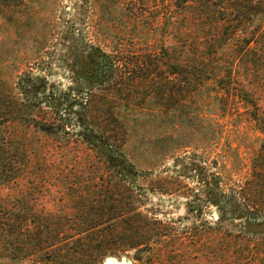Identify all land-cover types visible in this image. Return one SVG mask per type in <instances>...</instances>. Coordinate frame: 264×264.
Returning <instances> with one entry per match:
<instances>
[{"label": "rangeland", "instance_id": "1", "mask_svg": "<svg viewBox=\"0 0 264 264\" xmlns=\"http://www.w3.org/2000/svg\"><path fill=\"white\" fill-rule=\"evenodd\" d=\"M20 3L10 21L0 19V106L17 101L33 105L34 117L42 125L57 127L60 135L17 125L31 163L24 170L26 177L2 194L24 191L31 216L40 209L76 213L78 198L87 202L85 181L103 182L110 170L116 171L100 151L111 152L107 145L112 144V150L127 159L133 185L142 189L141 209L172 223L178 238L172 243L182 241V248L172 251L162 264H264V235L245 236L237 231L264 232V222L246 224L247 220L232 214L223 221L233 229L230 234L191 229L201 220L214 227L224 211L230 213L234 184L250 177L261 155L264 133L245 103L224 94L213 79L183 87L185 94L173 105L143 95L163 93L170 99L173 75H152L132 84L126 77L136 58L131 56L155 53L168 45V0ZM89 43L108 55L97 63L96 83L104 82L100 79L110 72L115 75L108 92L97 88L99 94H109L105 100L96 96L84 105L89 84L77 63L86 60ZM257 86L264 113V73L257 77ZM92 115L105 116L107 121L88 122ZM108 131H115L119 138H110ZM216 175L221 177L218 185ZM131 255L132 251L107 255L102 264H139ZM1 264L45 263L27 259Z\"/></svg>", "mask_w": 264, "mask_h": 264}, {"label": "trees", "instance_id": "2", "mask_svg": "<svg viewBox=\"0 0 264 264\" xmlns=\"http://www.w3.org/2000/svg\"><path fill=\"white\" fill-rule=\"evenodd\" d=\"M20 2L22 0H0V19L10 21L14 10L21 6ZM168 4L170 17L166 19V27L170 41L158 52L131 56L136 58L133 68L126 70L129 83L147 81L152 75L171 74L174 79L170 99L162 97L163 93L146 92L143 95L178 105V98L185 94L183 87H196L215 79L224 94L237 96L245 103L264 133V113L260 109L262 96L257 86V77L259 79L264 73V0H168ZM87 46L86 60L77 63L80 75L89 84L84 105H89L96 96L105 100L109 94H99L97 88L108 92L114 86L115 75L110 72L112 75L100 79L104 82L96 83L94 78L99 77L97 63L108 55L93 43ZM118 60L123 61V58ZM178 85L181 88L177 89ZM32 106L18 101L15 105L0 106V264L27 259L45 264H102L107 255L119 256L128 251H132L131 257L139 264H154L155 260L162 264L163 259L169 260L170 253L180 249L182 241L172 243L178 239L174 236L172 223L141 209L142 189L135 188L128 176L131 167L127 159L120 151L112 150V144L107 145L111 152L100 151L116 171L110 170L109 178L103 182L90 184L91 181H85L89 191L87 202L78 198L76 207L79 211L76 213L40 209L33 211L31 216L29 195L24 191H18L16 195L2 194L4 189H14L20 179L26 177L24 170L31 163L25 141L16 132L17 125L42 128L50 136L60 135L57 127L42 125L34 117ZM104 117L92 115L87 121L101 125L107 121ZM108 132L110 138H119L115 131ZM260 154L254 161L250 177L234 184L230 213L224 211L214 227L201 220L200 224L191 226L192 230L201 233L202 229H213L230 234L233 229L223 225V221L226 215L232 214L234 218L247 220L246 224L264 222V141ZM218 181L221 182V177L214 176L217 185ZM260 216L262 218L257 220ZM237 231L245 236L264 235V232Z\"/></svg>", "mask_w": 264, "mask_h": 264}]
</instances>
